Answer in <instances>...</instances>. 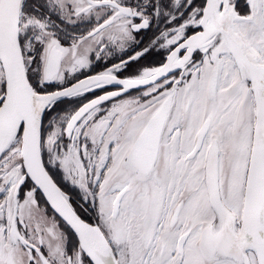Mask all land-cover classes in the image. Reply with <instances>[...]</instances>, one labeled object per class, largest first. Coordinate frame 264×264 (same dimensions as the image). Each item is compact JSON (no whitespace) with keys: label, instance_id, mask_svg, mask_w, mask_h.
I'll use <instances>...</instances> for the list:
<instances>
[{"label":"snow or ice","instance_id":"snow-or-ice-1","mask_svg":"<svg viewBox=\"0 0 264 264\" xmlns=\"http://www.w3.org/2000/svg\"><path fill=\"white\" fill-rule=\"evenodd\" d=\"M0 264H264V0H0Z\"/></svg>","mask_w":264,"mask_h":264}]
</instances>
